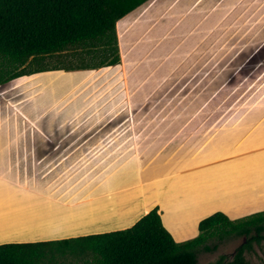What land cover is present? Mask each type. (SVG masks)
Here are the masks:
<instances>
[{
  "label": "crops",
  "instance_id": "crops-1",
  "mask_svg": "<svg viewBox=\"0 0 264 264\" xmlns=\"http://www.w3.org/2000/svg\"><path fill=\"white\" fill-rule=\"evenodd\" d=\"M173 3L184 9L178 23L193 19L175 24L179 39L163 58L134 56L128 24L124 41L118 39L119 63L63 70L74 72L76 81L63 82L59 104L42 102L46 93L18 89L42 72L0 85L10 99L0 100V112L24 127L0 135V244L122 229L155 207L175 240L185 241L216 211L237 219L258 210L243 209L253 204V194L264 198V109L252 106L246 118L195 120L212 105L159 103L157 97L165 94L162 80H203L211 100L212 80L259 73L254 61L264 48V13L252 3L245 7L249 0ZM57 127L63 135L42 134ZM36 160L63 161V196L21 187Z\"/></svg>",
  "mask_w": 264,
  "mask_h": 264
},
{
  "label": "trees",
  "instance_id": "trees-1",
  "mask_svg": "<svg viewBox=\"0 0 264 264\" xmlns=\"http://www.w3.org/2000/svg\"><path fill=\"white\" fill-rule=\"evenodd\" d=\"M148 1L0 0V85L38 72L119 63L117 22ZM71 52L93 62L44 65ZM158 210L151 209L122 229L1 243L0 264H47L67 254L80 255L84 264H198L197 251L207 240L228 235L243 237L228 264H252L246 251L264 241V210L237 219L216 211L199 222L197 236L185 241L175 240ZM225 258L222 255L215 264H224Z\"/></svg>",
  "mask_w": 264,
  "mask_h": 264
},
{
  "label": "rangeland",
  "instance_id": "rangeland-1",
  "mask_svg": "<svg viewBox=\"0 0 264 264\" xmlns=\"http://www.w3.org/2000/svg\"><path fill=\"white\" fill-rule=\"evenodd\" d=\"M163 1H166L167 3L165 4ZM174 1L177 0H150L118 22L117 29L120 32L118 33V39L121 36L122 42L125 39V28L128 24L131 25L127 34L129 41H131L133 45V49L137 52L134 56L139 57L140 55V58H142L143 61L145 59L155 61L159 57L163 58L164 52L166 51L165 49L170 45H174V42L178 41V29L175 24L178 23L179 19L183 18L180 16L183 15L184 9L178 7V5L175 6L176 4L173 3ZM249 1L250 4H245V7L247 5L250 6L252 3L254 8L260 9L261 12L264 13V0ZM191 19H193V17L190 15L177 25L189 23ZM173 27H175L174 30ZM98 60L99 59H95V62ZM257 61H259V73L252 74L250 78H244L243 76L246 75L243 73L242 75H238V78L231 80H212L211 84L208 85L215 88L212 92L213 95L211 100L209 99L210 97L205 95L203 90L204 81L198 80L197 78L189 80L169 79L160 81L159 88H164L162 92L164 91L165 94L158 96L157 100L159 103L178 102L203 104L207 102L212 105V111H210L209 108L205 111H201L194 117L195 120L208 119L210 114L212 119H235L242 115L246 118L248 117L247 115L252 114L249 112L252 106L254 108L260 106L261 109H264V48L260 50L259 55L255 58L254 62ZM69 62L76 65H82L84 62L91 63L93 61L83 53H75L72 55L71 52L62 54L58 61L56 57L47 60L44 65L58 64L63 66L69 64ZM75 81L76 77L74 72L71 74H65L63 73V70H51L42 72L39 76L32 77L28 83L25 82L26 84L20 82L21 84H19L18 89L21 90L25 86L31 96H35L36 94L43 95L46 93L42 102H47V104L53 105L59 102L61 94L63 93V82H65V84L72 83L74 86ZM138 84L139 83L136 85L137 87ZM0 100L2 101L1 103L4 101L7 104L10 103V99L5 95V92H0ZM150 100L149 103L155 102L154 98H151ZM8 106L10 105L5 107ZM220 107L223 109L222 112H219ZM147 114L149 116V112ZM12 115H14V112H12ZM136 115L139 116V113L137 112ZM10 116L11 115L8 112H0V135H17L19 132L21 133L24 128H20V126L13 125L9 122L8 119ZM25 132L29 133V128L24 130L22 134H25ZM42 134H46V136H61L63 135V128H51L48 132L45 131ZM31 162L32 161H30L29 164L30 166L28 165L29 167H26V172H24L22 176L24 177V182L21 183V187L28 186L29 188H35L36 194L48 195V197L63 196V189L61 188L63 187V169H61V162L63 161L36 160L32 162V167ZM28 169L30 170L28 171ZM125 178H129V175ZM120 179L121 178L119 177L115 182H119ZM39 188L42 189L38 192ZM67 194L74 193L69 192ZM253 195V204L248 207V209L245 207L243 209L244 211L258 208V210L252 212L255 213L264 209V198L262 196L260 197V195L257 197V193ZM7 197L8 194H5V198ZM10 198L11 195L8 200ZM177 212L180 215H187V212L183 211L181 208H178ZM242 241L243 237L238 235H228L221 239L219 237H213L207 240L197 251L198 264H215L222 255L226 256L224 264H228L229 261L232 260L236 248L242 243ZM205 245L207 247H204ZM246 257L252 264H264V241L262 244L256 243L252 250L246 251ZM84 261V258L80 255L67 254L59 255L52 261L49 260L47 264H84Z\"/></svg>",
  "mask_w": 264,
  "mask_h": 264
}]
</instances>
